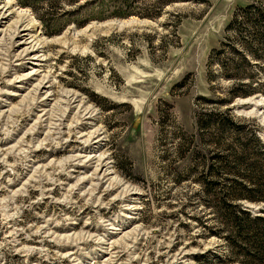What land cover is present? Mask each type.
<instances>
[{"label": "rangeland", "instance_id": "obj_1", "mask_svg": "<svg viewBox=\"0 0 264 264\" xmlns=\"http://www.w3.org/2000/svg\"><path fill=\"white\" fill-rule=\"evenodd\" d=\"M0 1L36 21L57 93L45 118L28 90L0 113V264H240L213 256L228 247L205 236L217 213L204 182L235 177L237 161L240 171L264 167V60L248 53L251 65L237 67L230 26L260 4ZM9 38L0 41V107L24 71ZM99 137L116 178L100 186L73 153ZM246 205L264 215V204Z\"/></svg>", "mask_w": 264, "mask_h": 264}, {"label": "trees", "instance_id": "obj_2", "mask_svg": "<svg viewBox=\"0 0 264 264\" xmlns=\"http://www.w3.org/2000/svg\"><path fill=\"white\" fill-rule=\"evenodd\" d=\"M254 1L260 5L240 9L230 25L237 26L239 43L242 46V49L237 51L240 58V61L236 62L237 67L251 65L248 53H252L256 61L264 60L261 59L264 58L261 55V49L264 48V0ZM170 3L172 0H163L165 5ZM159 15L160 12L150 17ZM240 165L242 164L237 161V165L231 168L235 177L232 176L225 183L216 179H207L204 182L205 203L217 213L215 227L204 225L205 236L227 240L228 252L224 258L213 255L217 262L264 264V215L258 216L246 205L264 204V167L248 165L240 171ZM210 173L216 175L213 167ZM261 212L264 214V210ZM198 221L203 225L202 218Z\"/></svg>", "mask_w": 264, "mask_h": 264}, {"label": "bare ground", "instance_id": "obj_3", "mask_svg": "<svg viewBox=\"0 0 264 264\" xmlns=\"http://www.w3.org/2000/svg\"><path fill=\"white\" fill-rule=\"evenodd\" d=\"M14 5L15 4H13L12 1H8L7 3H3L2 1H0V41L3 40L5 36L7 37V35H9V39H11V47L18 57V68L20 67L24 71L19 77L16 78L15 83L17 84V87L14 88L16 90L13 89L14 91H12V93H9V97H6V100L4 101L5 105L0 107V113H2L3 115L9 113V110H7L9 108V106H7V100H9L10 97L25 96L24 92L28 90V95L34 94L36 98L37 96L40 98L41 102H39L40 109H38V114H40L41 117L45 118L54 108L53 106L56 99L54 83L51 81V77L49 78V75L48 77H44L43 75L45 56H43V54L41 53L40 46L38 45V42L34 35V26L36 21L29 15L28 11L23 9H16ZM14 16L18 17V21L12 22ZM35 82L36 84H34ZM32 98L34 99L35 97ZM74 99L72 100L75 101ZM82 138L84 139L86 138V136L82 135L81 139ZM94 139L95 142L93 143V146L91 145L89 146V148H85L83 150L77 149L73 153L75 154V158L77 160L86 165V168L88 167L94 170V173H92V176L90 178H94L99 186L106 185L108 183L112 184V182L116 181V178L114 177L111 164L109 163L108 159L105 158L106 156L104 157L98 155V149H100L101 146H99V144L102 143V139L100 137ZM89 141L90 140H88V142ZM136 196H138L137 193H131V197Z\"/></svg>", "mask_w": 264, "mask_h": 264}, {"label": "water", "instance_id": "obj_4", "mask_svg": "<svg viewBox=\"0 0 264 264\" xmlns=\"http://www.w3.org/2000/svg\"><path fill=\"white\" fill-rule=\"evenodd\" d=\"M248 206V205H247ZM256 211V210H255ZM255 214H257V213H255ZM259 216V215H258Z\"/></svg>", "mask_w": 264, "mask_h": 264}]
</instances>
